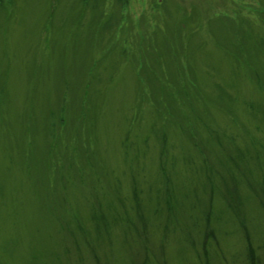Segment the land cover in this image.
Masks as SVG:
<instances>
[{"label":"rangeland","instance_id":"obj_1","mask_svg":"<svg viewBox=\"0 0 264 264\" xmlns=\"http://www.w3.org/2000/svg\"><path fill=\"white\" fill-rule=\"evenodd\" d=\"M264 264V0H0V264Z\"/></svg>","mask_w":264,"mask_h":264}]
</instances>
